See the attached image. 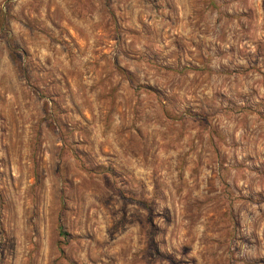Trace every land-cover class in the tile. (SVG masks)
Here are the masks:
<instances>
[{
    "label": "rangeland",
    "instance_id": "374dc122",
    "mask_svg": "<svg viewBox=\"0 0 264 264\" xmlns=\"http://www.w3.org/2000/svg\"><path fill=\"white\" fill-rule=\"evenodd\" d=\"M0 264H264V0H0Z\"/></svg>",
    "mask_w": 264,
    "mask_h": 264
}]
</instances>
